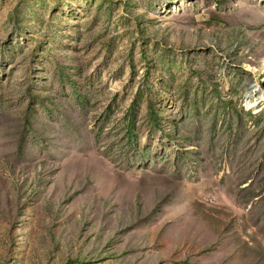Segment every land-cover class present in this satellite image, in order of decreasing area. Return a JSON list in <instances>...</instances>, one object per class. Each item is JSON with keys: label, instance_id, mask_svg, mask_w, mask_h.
Instances as JSON below:
<instances>
[{"label": "rangeland", "instance_id": "1", "mask_svg": "<svg viewBox=\"0 0 264 264\" xmlns=\"http://www.w3.org/2000/svg\"><path fill=\"white\" fill-rule=\"evenodd\" d=\"M0 264H264V0H0Z\"/></svg>", "mask_w": 264, "mask_h": 264}, {"label": "bare ground", "instance_id": "2", "mask_svg": "<svg viewBox=\"0 0 264 264\" xmlns=\"http://www.w3.org/2000/svg\"><path fill=\"white\" fill-rule=\"evenodd\" d=\"M254 93V92H253Z\"/></svg>", "mask_w": 264, "mask_h": 264}]
</instances>
